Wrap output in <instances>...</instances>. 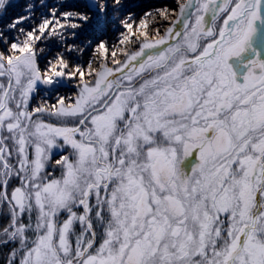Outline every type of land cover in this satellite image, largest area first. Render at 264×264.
I'll return each mask as SVG.
<instances>
[{
    "label": "snow or ice",
    "instance_id": "6c2138e0",
    "mask_svg": "<svg viewBox=\"0 0 264 264\" xmlns=\"http://www.w3.org/2000/svg\"><path fill=\"white\" fill-rule=\"evenodd\" d=\"M0 264H264V0H0Z\"/></svg>",
    "mask_w": 264,
    "mask_h": 264
},
{
    "label": "trees",
    "instance_id": "16d2710c",
    "mask_svg": "<svg viewBox=\"0 0 264 264\" xmlns=\"http://www.w3.org/2000/svg\"><path fill=\"white\" fill-rule=\"evenodd\" d=\"M146 4H157L160 2V0H144Z\"/></svg>",
    "mask_w": 264,
    "mask_h": 264
}]
</instances>
